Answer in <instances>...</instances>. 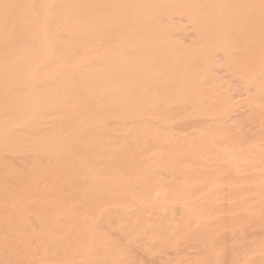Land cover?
I'll return each mask as SVG.
<instances>
[{
	"label": "bare ground",
	"instance_id": "1",
	"mask_svg": "<svg viewBox=\"0 0 264 264\" xmlns=\"http://www.w3.org/2000/svg\"><path fill=\"white\" fill-rule=\"evenodd\" d=\"M0 264H264V0H0Z\"/></svg>",
	"mask_w": 264,
	"mask_h": 264
}]
</instances>
